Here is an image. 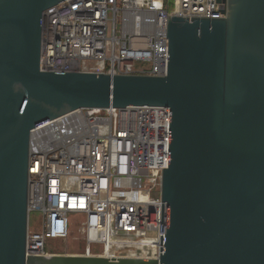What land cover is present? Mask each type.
<instances>
[{
  "label": "water",
  "instance_id": "1",
  "mask_svg": "<svg viewBox=\"0 0 264 264\" xmlns=\"http://www.w3.org/2000/svg\"><path fill=\"white\" fill-rule=\"evenodd\" d=\"M65 1L0 0V264H264V0L170 16L163 77L41 70L44 13ZM111 107L170 109L160 258L27 257L31 131Z\"/></svg>",
  "mask_w": 264,
  "mask_h": 264
},
{
  "label": "built area",
  "instance_id": "2",
  "mask_svg": "<svg viewBox=\"0 0 264 264\" xmlns=\"http://www.w3.org/2000/svg\"><path fill=\"white\" fill-rule=\"evenodd\" d=\"M171 0H167L169 4ZM67 0L44 13L41 70L163 77L168 19L223 18L224 0ZM170 109H79L31 131L27 257H51L50 242L86 246L111 261L161 255L164 145ZM153 243L155 255L140 254Z\"/></svg>",
  "mask_w": 264,
  "mask_h": 264
},
{
  "label": "rangeland",
  "instance_id": "3",
  "mask_svg": "<svg viewBox=\"0 0 264 264\" xmlns=\"http://www.w3.org/2000/svg\"><path fill=\"white\" fill-rule=\"evenodd\" d=\"M167 8L172 11L174 9L173 1L167 3ZM40 213L32 212L29 217V230L33 233L39 232L41 227L38 225ZM86 246L79 244V242H73L70 239L67 240H58L50 242L48 246V252L51 255H65V256H80L85 253Z\"/></svg>",
  "mask_w": 264,
  "mask_h": 264
},
{
  "label": "bare ground",
  "instance_id": "4",
  "mask_svg": "<svg viewBox=\"0 0 264 264\" xmlns=\"http://www.w3.org/2000/svg\"><path fill=\"white\" fill-rule=\"evenodd\" d=\"M156 4H159V0H155ZM153 243H146L144 245V249L141 250L140 254H146V255H155V251L157 252V249L155 246L152 245Z\"/></svg>",
  "mask_w": 264,
  "mask_h": 264
}]
</instances>
